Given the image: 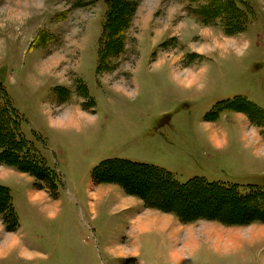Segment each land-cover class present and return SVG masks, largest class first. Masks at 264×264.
<instances>
[{
	"label": "rangeland",
	"instance_id": "rangeland-1",
	"mask_svg": "<svg viewBox=\"0 0 264 264\" xmlns=\"http://www.w3.org/2000/svg\"><path fill=\"white\" fill-rule=\"evenodd\" d=\"M107 1L0 0V81L60 176L46 185L0 161V264H264V112L217 106L246 98L264 110V0L255 15L237 4L260 40L250 49L201 25L189 2L127 0L103 52ZM117 160L234 183L243 198L167 191Z\"/></svg>",
	"mask_w": 264,
	"mask_h": 264
},
{
	"label": "trees",
	"instance_id": "trees-1",
	"mask_svg": "<svg viewBox=\"0 0 264 264\" xmlns=\"http://www.w3.org/2000/svg\"><path fill=\"white\" fill-rule=\"evenodd\" d=\"M189 2L192 4V10L193 12H189L190 15H193L196 17L200 24L203 26H213L222 24L224 31L227 35H238L242 32H244L247 27L249 26V22H247L246 19L241 17L239 15L240 8L237 4H243L252 11L251 7L244 1V0H180ZM129 1L127 0H108L107 1V11H106V17L103 22V47L102 51H106L107 47L110 49L111 46L115 43V39L118 36V24L121 23V20L126 16V11L129 5ZM195 4V6H194ZM198 4V5H197ZM131 6V5H130ZM194 6V7H193ZM253 13V12H252ZM255 15V13H253ZM242 20L246 21L245 23H242V28H239L240 22ZM107 49V50H108ZM100 49V52H102ZM99 62H100V56H99ZM101 63L99 64V66ZM98 66V69H99ZM238 101H242L245 106V112L249 114V117H257L258 114L260 115L261 112H259L262 109H259V107L253 105L252 103L248 102L244 98H237L233 101H227L219 103L217 106L224 105L226 103H229L231 105L237 104ZM242 104V105H243ZM218 108V107H217ZM215 108V109H217ZM221 109V110H220ZM220 112L223 110H228L227 107L224 105L223 108H220ZM263 112V111H262ZM262 115V114H261ZM20 117L18 115V111L13 106L7 90L4 86V84L0 81V161L4 164H10L17 169L20 168H26L31 171H35L37 177L42 179V181L46 184H50V178L54 180V182H57L60 178L59 174H57V171L55 168H52L50 165H48L45 162V159L36 155V153L32 150L31 144L27 139L24 137L22 133V129L20 126ZM112 161V162H111ZM109 162L114 163V160H110ZM116 162H122L120 169H125V171H132L133 169H136L137 171L135 173H140V175H143L145 177V180L148 182H152L155 184H160V188L163 189L166 187V190L174 191L175 193H182L185 194L187 191L195 193L198 192L200 189L205 190L208 192L205 198H208V200H213L215 198L214 193L211 192V190H216L217 194L219 192H225V193H233L231 196V199L233 197L234 200L237 201V199H242L241 195L236 191L237 186L236 184H226L221 186L219 182H210L207 181L204 178H193L192 180L182 183L180 182L177 177L169 172L168 170L153 166L149 164H143V163H137V162H131L126 160H117ZM108 163V162H107ZM107 163H102L101 165H105ZM128 164L129 166H125ZM126 167V168H125ZM143 169V171H141ZM146 169L151 170L152 172H145ZM151 175H154L155 178L150 177ZM58 179V180H57ZM46 184V185H47ZM199 184L200 187L195 186ZM157 186V185H155ZM153 185H149L147 188L151 189ZM3 195L2 198V206H7V209L5 208L4 214H2L3 218H8L12 216V206L7 205L6 201L10 199L9 191L1 188ZM154 191V189H152ZM5 191V192H4ZM200 192V191H199ZM188 195V194H187ZM182 195L180 196V200H191L192 197H187ZM246 196V195H243ZM177 197H179L177 195ZM237 197V198H236ZM157 199V196H156ZM170 199H175V197ZM178 199V198H177ZM175 199V200H177ZM156 201V200H155ZM6 204V205H5ZM260 205L253 202L252 207L250 208V211H258L260 212L261 209ZM2 210V208H0ZM14 215V214H13ZM8 227V225H7Z\"/></svg>",
	"mask_w": 264,
	"mask_h": 264
},
{
	"label": "crops",
	"instance_id": "crops-1",
	"mask_svg": "<svg viewBox=\"0 0 264 264\" xmlns=\"http://www.w3.org/2000/svg\"><path fill=\"white\" fill-rule=\"evenodd\" d=\"M245 2L251 7V9H253L254 10V13H255V9L258 7V4L256 3V1H253V0H245ZM15 20V19H14ZM254 24V23H253ZM252 23L250 24V26L251 25H253ZM250 26L248 27V29L246 30V31H244V32H242V33H240V34H238V35H236V36H233V37H229L226 33H225V31L223 30V28L221 29L222 30V33L225 35V36H227V38H230L233 42H235V44L236 45H240V46H243V47H246L247 49H250V48H252L253 47V45H255V46H258L257 44L260 42V40H258V39H255V41H254V39L253 38H250L249 36H246V33H247V31L249 30V28H250ZM237 99V98H236ZM245 100H247L246 98H244ZM248 101V100H247ZM248 102H250V101H248ZM250 103H252V102H250ZM253 105H255L254 103H252ZM255 106H257V105H255ZM258 107V106H257ZM260 108V107H259ZM260 109H262V108H260ZM262 111L264 112V110L262 109ZM224 112V111H223ZM94 113V112H93ZM77 114H79V113H77ZM238 115H240V114H238ZM70 117V116H69ZM251 118V117H250ZM75 117H70V118H68V120H72L73 121V123H75ZM219 119V118H218ZM217 119V120H218ZM67 120V121H68ZM217 120H215V121H217ZM69 122V125H72L73 123H71L70 121H68ZM212 122H214V121H212ZM71 123V124H70ZM74 125V124H73ZM246 126V125H245ZM256 128H257V130L258 129H260V127H258V126H256ZM255 135V134H254ZM256 136V135H255ZM261 137V139H259L258 141L259 142H257L258 143V145H260L259 147H261L262 149H263V147H264V138L262 137V136H260ZM216 138V137H215ZM216 140H217V138H216ZM261 142V143H260ZM217 146H219L218 144H216ZM46 158H47V156H46ZM47 160H48V158H47ZM143 225V224H142ZM144 225H147V224H144ZM138 226V225H137ZM135 227V229H137L138 227ZM135 231V230H134ZM135 233V232H134ZM190 243V242H189ZM192 244H194V241L192 242ZM189 245V244H188ZM195 246V245H194Z\"/></svg>",
	"mask_w": 264,
	"mask_h": 264
},
{
	"label": "bare ground",
	"instance_id": "bare-ground-1",
	"mask_svg": "<svg viewBox=\"0 0 264 264\" xmlns=\"http://www.w3.org/2000/svg\"><path fill=\"white\" fill-rule=\"evenodd\" d=\"M69 121V120H68ZM67 125H69V122H67L66 123ZM62 125H63V122H62ZM66 125V126H67ZM149 229V226H147V225H140L138 228H137V230L138 231H140V232H143V231H147ZM193 245L194 244H190V246L191 247H193ZM184 256V255H183ZM172 259H174V260H178V261H176V263H181L183 260H184V258L182 257V254H180V253H175L173 256H172Z\"/></svg>",
	"mask_w": 264,
	"mask_h": 264
}]
</instances>
